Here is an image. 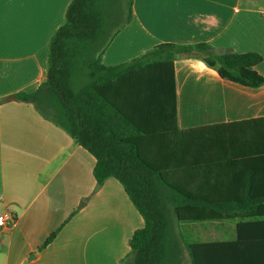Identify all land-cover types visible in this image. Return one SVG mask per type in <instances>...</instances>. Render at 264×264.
<instances>
[{
  "label": "crops",
  "instance_id": "obj_1",
  "mask_svg": "<svg viewBox=\"0 0 264 264\" xmlns=\"http://www.w3.org/2000/svg\"><path fill=\"white\" fill-rule=\"evenodd\" d=\"M71 2L0 0V214L11 212L16 220L0 229V264H23L32 253L37 256L27 264H123L132 235L144 226L120 182L111 178L96 189L94 156L15 96L34 92L47 79L50 43ZM129 3L118 0L113 6L118 16L111 27L119 32L103 55L107 66L164 43L206 42L264 57V0H133L127 22ZM256 69L264 76V61ZM175 72L182 130L264 117V86L224 80L194 59L177 61ZM224 174L215 186L241 187L231 173ZM179 231L218 242L221 262L250 254L264 264L263 217L180 224ZM186 264H191L187 250Z\"/></svg>",
  "mask_w": 264,
  "mask_h": 264
},
{
  "label": "trees",
  "instance_id": "obj_2",
  "mask_svg": "<svg viewBox=\"0 0 264 264\" xmlns=\"http://www.w3.org/2000/svg\"><path fill=\"white\" fill-rule=\"evenodd\" d=\"M116 2L72 0L50 43L47 79L34 92L15 96L94 156L98 184L113 178L123 186L144 220L123 264H186V250L191 264H227L218 242L187 232L182 237L179 226L264 218V117L182 130L175 63L199 60L224 80L260 88L264 76L256 67L264 57L206 42L164 43L107 66L103 55L119 32L111 27ZM129 4L127 22L133 0ZM226 172L240 188L215 186ZM242 256L231 264H262Z\"/></svg>",
  "mask_w": 264,
  "mask_h": 264
},
{
  "label": "built area",
  "instance_id": "obj_3",
  "mask_svg": "<svg viewBox=\"0 0 264 264\" xmlns=\"http://www.w3.org/2000/svg\"><path fill=\"white\" fill-rule=\"evenodd\" d=\"M15 221V217L11 212H3L0 214V229H9Z\"/></svg>",
  "mask_w": 264,
  "mask_h": 264
},
{
  "label": "water",
  "instance_id": "obj_4",
  "mask_svg": "<svg viewBox=\"0 0 264 264\" xmlns=\"http://www.w3.org/2000/svg\"><path fill=\"white\" fill-rule=\"evenodd\" d=\"M14 98H15V97H14ZM98 188H99V189L101 188V185H100V184L97 185L96 189H98ZM36 256H37L36 253H32V254L28 257V260H26L23 264H27L29 261L35 259Z\"/></svg>",
  "mask_w": 264,
  "mask_h": 264
},
{
  "label": "rangeland",
  "instance_id": "obj_5",
  "mask_svg": "<svg viewBox=\"0 0 264 264\" xmlns=\"http://www.w3.org/2000/svg\"><path fill=\"white\" fill-rule=\"evenodd\" d=\"M80 208V205L78 206V209Z\"/></svg>",
  "mask_w": 264,
  "mask_h": 264
}]
</instances>
